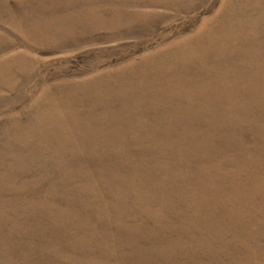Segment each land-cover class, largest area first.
Masks as SVG:
<instances>
[{"label":"rangeland","instance_id":"obj_1","mask_svg":"<svg viewBox=\"0 0 264 264\" xmlns=\"http://www.w3.org/2000/svg\"><path fill=\"white\" fill-rule=\"evenodd\" d=\"M0 264H264V0H0Z\"/></svg>","mask_w":264,"mask_h":264}]
</instances>
